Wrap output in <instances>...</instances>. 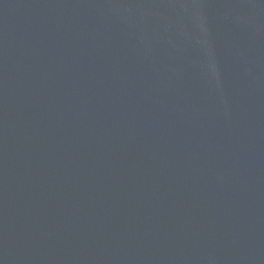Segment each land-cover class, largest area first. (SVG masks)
<instances>
[{"label":"water","instance_id":"obj_1","mask_svg":"<svg viewBox=\"0 0 264 264\" xmlns=\"http://www.w3.org/2000/svg\"><path fill=\"white\" fill-rule=\"evenodd\" d=\"M0 264H264V0H0Z\"/></svg>","mask_w":264,"mask_h":264}]
</instances>
